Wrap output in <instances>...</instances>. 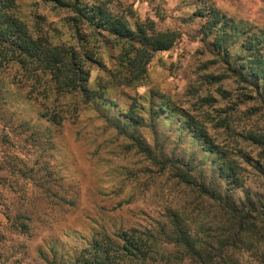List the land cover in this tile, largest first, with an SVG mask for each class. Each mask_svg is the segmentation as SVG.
<instances>
[{"label":"rangeland","instance_id":"374dc122","mask_svg":"<svg viewBox=\"0 0 264 264\" xmlns=\"http://www.w3.org/2000/svg\"><path fill=\"white\" fill-rule=\"evenodd\" d=\"M19 1L27 13L50 10L38 0ZM101 1L96 5L109 2L110 14L134 31L143 25L178 39L172 49L154 53L145 80L127 86L110 75L128 44L111 32L93 36L90 86L108 101L88 106L76 123L53 126L40 120L37 107H18L16 99L8 101L15 123L0 109V264H73L97 234L164 221L183 190L162 167V156L182 160L181 170L215 186L223 163L214 160L227 156L239 164L244 184L221 191L235 200H245L247 191L264 193V174L257 171L264 170V149L248 139L249 133L264 134V103L234 71L249 66L247 38L264 54V0ZM212 9L246 32L236 37L228 31L227 50L214 44L222 23L212 22ZM65 40L76 42L70 34ZM131 107L141 124L126 118ZM24 120L37 129L20 127ZM209 147L218 153H208ZM57 195L74 205H61ZM16 222L26 233L15 229Z\"/></svg>","mask_w":264,"mask_h":264},{"label":"trees","instance_id":"16d2710c","mask_svg":"<svg viewBox=\"0 0 264 264\" xmlns=\"http://www.w3.org/2000/svg\"><path fill=\"white\" fill-rule=\"evenodd\" d=\"M98 1L101 0H38L43 10H51L46 14L24 12L19 0H0V109L4 116L12 113L10 123L16 122L14 112L9 111L10 99H16L18 107L20 102L34 105L41 121L60 127L65 121L78 122L88 106L106 100L100 89L90 86L91 73L86 67L88 61L95 60L88 47L93 36L111 32L128 44L115 60L110 75L127 86L146 79L154 53L175 45L178 38L174 32H157L154 28L148 32L143 25L134 31L110 14L109 2L97 6ZM210 13L213 23H222L214 42L218 50H227L228 31L236 37L246 34L242 26L225 19L220 11L212 9ZM53 14L58 17L56 21L49 20ZM212 27L209 25V29ZM68 34L76 38L75 43L65 40ZM83 43L87 51L82 49ZM245 43V50L251 51L249 66L243 68L245 71H234L264 103V54L252 38ZM2 75L9 81L1 79ZM151 112L155 116L154 108ZM125 115L133 124L142 123L133 107ZM19 126L35 128L29 120L21 121ZM45 129L49 130V126ZM248 136L264 149L263 133ZM207 152L218 153L212 147ZM162 159L168 176L176 180L178 190H183L182 199L167 210L164 221L144 229L97 234L92 245L80 250L73 264H264V193L247 191L245 200H235L221 191L226 185L243 187L237 171L239 164L227 156L216 158L214 162L223 164L222 181L215 186L199 181L189 169L181 170L178 164L182 160ZM153 161L157 162V158ZM257 171L264 174L261 167ZM48 175L53 176L47 172ZM54 184L58 186V182ZM57 199L61 205H74L62 196L57 195ZM14 225L17 231L26 233V226L17 222Z\"/></svg>","mask_w":264,"mask_h":264}]
</instances>
